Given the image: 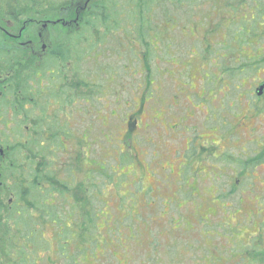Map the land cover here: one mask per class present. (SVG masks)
<instances>
[{"label": "rangeland", "instance_id": "obj_1", "mask_svg": "<svg viewBox=\"0 0 264 264\" xmlns=\"http://www.w3.org/2000/svg\"><path fill=\"white\" fill-rule=\"evenodd\" d=\"M217 2L223 7L220 27L226 24L228 8L226 0ZM213 4L208 0L189 8L193 19L179 15L180 23L161 17L156 27L160 34L151 36L148 48L153 53L160 48L164 59L128 65L120 82L129 90L110 93L108 104L86 102L82 114L86 123L71 120L73 128H89L74 134L80 143L73 148L79 151L70 149L74 157L81 153L82 176L90 178L95 171L108 177L109 184L98 191L97 201H91L97 206L92 212L80 206L76 223L66 219L55 234L42 230L38 240L45 246L34 248L31 259L40 264H255L252 248L264 255V194L261 199L263 186L258 184L264 169L261 163H251L254 158L262 160L264 152L245 148V142L257 137H249V131L240 134L242 115L239 109L228 108L229 88L224 84L228 79L257 78L247 62H235L255 41L247 33L234 34L229 41L215 37L213 46L210 26L217 21ZM79 14L76 11V19ZM73 19L32 20L26 23L23 39L40 31L47 43L60 42L72 30L74 23H68ZM24 22L10 32L18 34ZM154 22L158 25V18ZM198 24L201 29L193 28ZM0 45L14 47L2 29ZM105 53L107 58L99 60L103 65L111 62L119 68L125 63L120 58L114 62L115 53ZM242 65L244 73L237 72L235 78L224 71ZM72 73L65 75L73 79ZM234 90L239 95V88ZM93 118L100 122L96 133ZM248 121L246 130L253 125ZM260 131L264 133V128ZM232 154L239 169L237 188L236 179L223 175L233 164L226 159ZM252 166H259L253 174ZM247 168L249 177H244L241 170ZM87 186L89 194L103 187L97 181ZM84 220L93 234L73 238V225H80L74 228L77 231L84 229ZM71 247L78 250L72 256Z\"/></svg>", "mask_w": 264, "mask_h": 264}, {"label": "trees", "instance_id": "obj_2", "mask_svg": "<svg viewBox=\"0 0 264 264\" xmlns=\"http://www.w3.org/2000/svg\"><path fill=\"white\" fill-rule=\"evenodd\" d=\"M206 1L0 0L2 27L7 26L8 21L17 26L24 21L23 25L37 19L75 17L65 39L54 43V52L40 61L35 58L26 62V69L21 60L27 55L5 50V46L0 45V148L4 150L0 176V264H40L31 256L34 248L45 246L42 239L38 240L42 230L50 229L55 234L66 219L71 218L73 223L78 221L81 205L91 212L97 207L91 201H97L98 191L107 188L109 179L95 171L90 172V178L82 176L81 153L78 152L76 158L70 149L79 151L73 148L80 143L73 138L74 134L89 128H73L71 120L86 123L82 116L86 102L96 104L105 100L108 104L110 93L122 95L129 90L120 78L127 75L128 65L143 63L146 66L150 58L164 59L160 48L154 53L148 48L151 36L160 34L161 29L156 27H160L161 17H170L179 23V15L193 19L189 8L199 7ZM76 8L79 19H76V11L74 13ZM154 17L158 18V25ZM127 41L132 45L128 46ZM138 47H143V51ZM105 52L115 53L114 62L120 58L125 63L119 68L111 62L103 65L99 60L107 58ZM37 70L45 78L42 88L37 81ZM70 70L73 79L65 75ZM230 70L224 69L231 78H235L237 72L240 74L239 68ZM6 72H12L13 76L5 81L2 76ZM30 81L36 82L35 86ZM117 82L121 86H117ZM132 82L134 85L135 80ZM108 83H113L114 88ZM110 119L107 120L110 122ZM99 123L93 118L94 133ZM251 163L258 164L257 158ZM93 181L103 187L89 194L87 185ZM223 193L221 191L220 195ZM65 204H68L66 208ZM85 214L83 217L88 219ZM83 222L84 229L78 231L74 228L80 225H73V238L93 234L85 220ZM70 251L71 256L78 252L73 247Z\"/></svg>", "mask_w": 264, "mask_h": 264}, {"label": "flooded vegetation", "instance_id": "obj_3", "mask_svg": "<svg viewBox=\"0 0 264 264\" xmlns=\"http://www.w3.org/2000/svg\"><path fill=\"white\" fill-rule=\"evenodd\" d=\"M226 7L228 8V17L225 21V25H222L219 27V20L218 15L223 9V7H220L218 5L217 0H214V9L212 10V15L216 17L217 21L212 22L210 28L211 32H213V35L211 36V42L215 43V37H221L226 40H230L231 37H233L234 34H243L247 33L250 37L253 38L255 41L254 44H251L250 46H245V51L242 52V54L235 59V62L242 63V61L247 62L250 67H252V70H255L257 73V78L253 80L249 79H228L224 80V84H226L229 88V107L228 108H236L239 109L241 115H242V121L240 120L239 125L242 127L240 130L241 135H246L245 133L249 131L250 136L257 137L256 141H250L248 143H244L246 146L245 148L253 152H264V133L260 130L264 128V36L261 34L264 31V0H226ZM222 13V12H221ZM73 18L69 19L72 20ZM74 20V19H73ZM67 23V22H66ZM68 23V24H72ZM48 24V23H47ZM51 24H54L53 22ZM213 25V26H212ZM192 26V25H190ZM16 27L15 23L12 21H8L7 26L2 27L0 26V29L3 30V32L12 38V41L14 42V47H5L3 49L5 50H11L22 52L23 55H27L23 60H21V65L25 66L26 62L32 61V59H38L39 61L42 60L44 56H46L48 53L54 52V41L52 43H47L45 40V37L42 32H38L33 37H29L26 39H23L24 37V31L27 29L28 24H25L22 29L18 32V34H14L10 32V30L14 29ZM193 28L201 29V25H195ZM203 29V28H202ZM264 33V32H263ZM39 45V46H37ZM262 48V49H261ZM260 51V53H256L257 51ZM252 52V55L250 54ZM254 52V53H253ZM255 55V56H254ZM258 60V62H257ZM26 69V66L24 67ZM240 74L244 73L243 65L239 67ZM239 73V72H238ZM260 73V75L258 74ZM27 73L24 74V76ZM9 76H13L12 72H6L5 75H3V79L6 81L8 80ZM36 77L37 81H39V84L42 88L45 78H43V74L40 70L36 71ZM3 82V81H2ZM31 85L35 86L34 81L29 82ZM223 84V85H224ZM4 87H7L5 85ZM224 87L221 85V88ZM159 88V87H158ZM234 88H239V95H237V92H235ZM35 91V90H34ZM222 94V93H221ZM250 122L253 120V125L249 128V130H246L245 127V121ZM255 125V128H254ZM239 131V130H238ZM244 133V134H243ZM3 155L4 150L0 148V176H1V167L3 163ZM235 157L234 154H232V157L228 156L226 159H229L231 162H233L232 166H230V169L228 173L225 171L223 172V175H227L228 178L236 179V188L238 187L239 180L237 179L239 177V169L235 166L237 165L235 160L233 158ZM248 157V155H246ZM258 160V159H257ZM261 163V164H259ZM258 164L261 168L264 169V158L262 160H258ZM259 166H252L253 171L252 174L255 172V170H258ZM238 169V170H237ZM243 172V176L249 177V168L245 170H241ZM231 173V175H228ZM253 177H256L253 175ZM262 179V178H261ZM257 183V182H256ZM258 184L262 185V195L261 199H263L264 194V176L263 180L259 182ZM0 185H2V182H0ZM231 192H233L231 190ZM243 194H246L244 191ZM11 202V201H10ZM9 202V203H10ZM248 244V242H247ZM250 245L248 244L247 247ZM251 247V246H250ZM249 247V248H250ZM243 248V247H242ZM253 254L252 259L258 260V264H262L264 261V255L259 252V249L252 248L251 250ZM257 253V256L255 254ZM255 263V264H257Z\"/></svg>", "mask_w": 264, "mask_h": 264}]
</instances>
